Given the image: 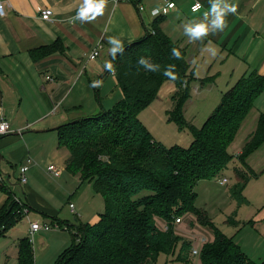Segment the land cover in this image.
<instances>
[{
  "label": "crops",
  "instance_id": "crops-1",
  "mask_svg": "<svg viewBox=\"0 0 264 264\" xmlns=\"http://www.w3.org/2000/svg\"><path fill=\"white\" fill-rule=\"evenodd\" d=\"M199 1L210 10V0ZM1 2L5 13L0 14V109L13 132L0 137V173L3 175L0 181V209L14 200L25 203V211L29 212L24 219H27L29 233L31 223L35 222L70 231L60 225L61 221L69 222L60 218L61 207L68 202L70 213L77 216L75 220L79 224L83 223V219L86 220L84 223L97 222L103 211L100 207L98 215L85 219L87 215L83 206L78 204L77 207L71 200L79 201L88 191L92 196L90 202H93L101 194L94 191L92 183L81 181L79 174L67 170L70 150L60 145L58 127L93 115L102 107L110 108L113 98L109 95L115 90L119 93L118 100L123 98L122 91L115 84V71L106 67L113 56L111 48L119 46L111 43L110 38L121 43L140 40L153 27L157 17L153 11L161 9L162 13L158 15L161 17V30L186 49L190 66L196 61L198 53L204 63L207 54H210L209 49L215 47L223 66L215 74L218 78H229L222 85L225 89L220 92L217 103L223 92L243 75L252 71L264 75V0H225L237 6L236 13L226 15L227 26L223 30L210 31L197 41L185 35V25L201 21L210 24L212 15L205 18L203 13H193L191 6L195 0H176V10H164L162 0H107L103 14L90 22L79 14L87 8L88 0ZM139 5L144 10H139ZM45 8L53 10L51 20L42 18L41 11ZM56 42L64 44L63 52L33 55L34 51ZM97 47L100 48V55L90 59V54ZM195 91L199 92L197 88ZM102 95L108 100H104ZM262 116L264 89L254 97L253 106L229 147V152L234 155L229 168L220 178L202 180L204 185H223L219 198H215H218L219 209L229 206L225 219L232 229L229 237L257 264L264 260V140L253 152L243 154L244 147L259 129ZM51 164L61 171L59 177L48 171ZM21 165L29 166L26 184L19 181ZM236 168L255 174L244 190L247 203L240 206L230 195V189L237 181L231 172L235 174ZM14 178H18V182H14ZM224 179L227 183L223 182ZM10 194H13L12 198ZM71 203L74 204L73 209ZM229 216H233L240 225H229ZM20 222L0 239V264L18 262L20 239L12 240L9 236ZM162 227L165 228V224ZM44 232L31 235L33 238L35 235L41 237ZM59 235L60 232L56 233V237ZM58 238L65 240L57 243L59 252H62L69 246L70 238Z\"/></svg>",
  "mask_w": 264,
  "mask_h": 264
},
{
  "label": "trees",
  "instance_id": "trees-1",
  "mask_svg": "<svg viewBox=\"0 0 264 264\" xmlns=\"http://www.w3.org/2000/svg\"><path fill=\"white\" fill-rule=\"evenodd\" d=\"M160 22L157 16L145 37L122 43V51L111 57V69L123 94L117 105L102 107L93 115L58 127L60 145L70 150L67 170L79 174L81 181L92 183L94 191L104 197L106 207L95 223L61 221L62 227L72 231L73 245L64 249L54 264H156L162 253L171 255L178 248V258L184 264H193V242L176 231V220H182L185 214L194 215L214 234L211 241L202 244L201 264H257L196 207V186L202 180L220 178L229 168L234 159L229 147L254 97L264 89V75L255 71L243 75L224 92L201 128L189 124L193 140L188 147L165 145L151 135L139 113L158 98L163 84L172 81L177 91L172 97L176 106L171 117L182 129L192 87L187 80L190 64L186 49L161 30ZM173 48L179 50L180 59L173 57ZM64 50V44L56 42L33 55ZM142 58L158 66L157 70H147L139 63ZM169 65L175 66L171 69L177 75L175 80L164 75ZM261 121L243 156L264 140V116ZM235 175L237 181L230 195L240 206L247 203L244 190L255 174L236 168ZM26 208L25 203L14 200L0 209V239L27 215ZM157 219L165 228L157 224ZM227 222L234 227L240 225L233 216ZM18 249L19 264H35L34 247L28 237L19 240ZM258 264H264V260Z\"/></svg>",
  "mask_w": 264,
  "mask_h": 264
},
{
  "label": "rangeland",
  "instance_id": "rangeland-1",
  "mask_svg": "<svg viewBox=\"0 0 264 264\" xmlns=\"http://www.w3.org/2000/svg\"><path fill=\"white\" fill-rule=\"evenodd\" d=\"M213 51H215V47L212 50L209 49L208 53L210 54L209 56L207 54L204 63H202L198 53L195 57L196 61L191 64L187 72V80L189 79L191 81L190 85L192 89L190 97L185 103L183 111L185 125L182 129L174 120H172L171 117L176 106V102H173L172 96L177 91V86L172 81H167L163 84L158 98L139 113L140 120L146 125L151 135L155 136L156 139L162 140L164 144L169 147L173 145L188 147L193 140V134L188 125L193 124L197 128H201L210 114L213 113L220 103H217L216 99L219 97L220 92L224 91L225 87L222 85H225L229 78L228 76L218 78L217 74H215L217 69H222L223 66H221L222 63H220V59L217 57V52L215 51V55H213ZM216 57L217 60L214 63ZM109 78L111 79V75ZM114 80L115 84L118 86L116 76ZM196 88L199 92L195 91ZM118 89L121 91L119 86ZM102 96L104 100H108L105 95ZM109 97L113 98L111 99V109L114 108L120 101L118 100V91L115 90L114 93L109 95ZM215 102L217 104H215ZM231 174H233L237 180L234 172H231ZM15 181L18 182V178H14V182ZM222 186L223 185L220 183H207L204 185V181H200L196 187V191H198L196 207L204 210L215 225L229 236L231 235L232 229L225 223L226 215L229 213V206H222L220 209L217 207L219 205L218 198L221 194ZM88 188L90 190V187ZM146 193L148 194V192H143V194ZM217 196L218 198L216 199L215 197ZM91 198V193L87 191L82 195V198L79 201L71 199L77 207L78 204L83 206L87 215L85 219H91L93 215H98V212L101 209L100 207H103L102 212L105 211L106 204L101 195H97L93 202H90ZM61 212V219L68 220L72 224H77L75 220V217L77 218V216L70 213L69 202L67 205L61 207ZM182 217V222L176 223V227L178 226L176 229L177 233L182 235V237L186 240L192 241L195 247H197L200 251L202 244L206 241V239L211 241L214 238L213 231L209 227L202 226L198 223L196 217L192 214H185ZM22 220L23 221L20 222L19 226L10 234L9 238L12 240H18L23 237H28L34 247L35 264H54L57 261V258L61 253L59 252L60 250L57 243L65 241L64 239L62 240L58 238L59 236H64L66 240L70 238L69 246L73 245V241H71L72 231H65L52 227V232L50 230L51 233L49 231L44 232V235L47 236V238L44 237V235L41 237L35 235V238H33V235L29 233V227L26 224L27 219L23 218ZM81 220L82 219H80V221ZM84 221L86 220L83 219L82 222L84 223ZM157 224L162 226L163 221L161 219H157ZM58 232H60L61 235L56 237V233ZM12 240L10 242H12ZM178 252L179 248L176 253L171 255L162 253L156 264H184V262L178 258ZM190 257L193 264H201L199 254H190ZM14 262L16 263V261ZM17 264H19V262H17Z\"/></svg>",
  "mask_w": 264,
  "mask_h": 264
},
{
  "label": "clouds",
  "instance_id": "clouds-1",
  "mask_svg": "<svg viewBox=\"0 0 264 264\" xmlns=\"http://www.w3.org/2000/svg\"><path fill=\"white\" fill-rule=\"evenodd\" d=\"M106 4L107 0H95V2L94 0H88L87 8L81 10L79 14L83 16L85 20L90 22L97 16L103 14ZM199 7L200 5H195L193 10H198ZM236 11L237 6L234 4L226 3L225 0H210V10L204 14V17L207 18L211 14V23L209 24L204 21H201L199 23H189L185 25V35L188 36L190 40H198L206 37L210 31H213L215 29L223 30L227 26V22L225 19L226 15H228L229 13L235 14ZM153 14H156L155 11ZM110 42L119 45L118 48H111V53L113 56H115V53L117 51H122L123 44L120 41L115 38H110ZM172 55L176 59L181 58L179 50L175 48L172 49ZM213 55H215V51H213ZM139 63L146 65V68L149 71H155L158 68V66L148 63L143 58L139 61ZM106 67L111 68L112 64L109 62L108 64H106ZM174 68V65H169L168 70L164 72V75L175 80L177 78V75L174 71H171V69ZM97 86H99V84H97ZM0 131H2V129H0Z\"/></svg>",
  "mask_w": 264,
  "mask_h": 264
},
{
  "label": "built area",
  "instance_id": "built-area-1",
  "mask_svg": "<svg viewBox=\"0 0 264 264\" xmlns=\"http://www.w3.org/2000/svg\"><path fill=\"white\" fill-rule=\"evenodd\" d=\"M114 2H118L121 0H112ZM131 1V0H130ZM132 1H136V0H132ZM195 5H200V7L198 8V10H193ZM164 10H176L177 9V4H176V0H162V6H161ZM139 10H144V7L141 5H139ZM191 10L193 13H203V15L208 12L209 10H207L206 6L199 0H195V2L192 4L191 6ZM155 11V16L161 15L162 10L161 9H156ZM153 11V13H154ZM5 13L4 10V6L0 0V14L3 15ZM154 15V14H153ZM41 16L44 20H51L52 16H53V10L51 8H45L41 11ZM100 55V48H95L93 50V52L90 54V59H95ZM50 78V77H48ZM0 129H2V131H0V137L6 134H9L11 132H13L12 128H11V124L10 122L5 118V116L2 113V110L0 109ZM29 170V166L28 165H21L19 167V181L21 184H26L27 182V172ZM48 171L51 172L55 177H59L61 174V171L59 169H57V167L53 164L48 166ZM3 180V175L2 173H0V181ZM227 180L224 179L223 182H226ZM70 207L73 209L74 208V204H70ZM177 223L182 222L181 218H178ZM52 229V226L48 223H39V222H35V223H31V233H36L38 231H49ZM193 254H199V250L197 248L193 249Z\"/></svg>",
  "mask_w": 264,
  "mask_h": 264
}]
</instances>
